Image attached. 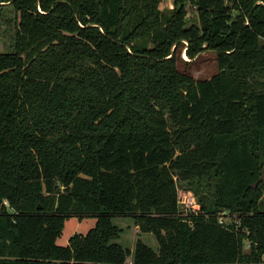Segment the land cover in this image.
<instances>
[{
    "label": "trees",
    "instance_id": "1",
    "mask_svg": "<svg viewBox=\"0 0 264 264\" xmlns=\"http://www.w3.org/2000/svg\"><path fill=\"white\" fill-rule=\"evenodd\" d=\"M172 5L0 0V264H262L264 0ZM183 42L190 59L214 51L218 72H180ZM72 216L95 225L58 245Z\"/></svg>",
    "mask_w": 264,
    "mask_h": 264
},
{
    "label": "rangeland",
    "instance_id": "2",
    "mask_svg": "<svg viewBox=\"0 0 264 264\" xmlns=\"http://www.w3.org/2000/svg\"><path fill=\"white\" fill-rule=\"evenodd\" d=\"M172 0H159V9L161 12L168 14L172 9ZM188 17L190 24L198 25L199 22L197 20V15L194 12L193 8H188ZM7 17H10L6 14ZM5 13L0 17V50L6 49L10 43L12 38V28L11 22H8L5 19ZM264 43V41L261 40ZM186 43L183 44L176 51V67L180 72H186L190 74L195 80H203L209 79L211 76L218 72V64L216 60V53L214 51L206 50L202 53H199L194 58L190 59L186 55ZM174 46L172 47V51H174ZM24 56V55H23ZM264 179V175L262 177ZM178 188V203L181 207V210L185 212V205L193 198L195 205H193V209L195 211L199 210V205L197 203V199L194 194L187 190V186L184 182L179 180L177 177L175 178ZM264 196V195H263ZM192 210V209H191ZM188 210L187 211H191ZM189 212H185L188 214ZM234 218V217H233ZM232 216L228 212L221 213L219 217V221L224 223L225 225L231 222ZM95 217L87 216L78 218L72 216L68 218L65 222V227L62 232V235L57 239V244L64 246L67 244L68 238L75 234H86L91 228L95 225ZM112 222L114 225L118 226L122 232L120 234V238L117 242L125 249H132L134 244L135 235L133 234V225L132 221L128 218H113ZM133 227V228H132ZM141 239L152 249H157V243L154 237L151 234H142L140 235ZM132 240V241H131ZM247 247L245 248V250ZM264 264V256L263 262Z\"/></svg>",
    "mask_w": 264,
    "mask_h": 264
},
{
    "label": "built area",
    "instance_id": "3",
    "mask_svg": "<svg viewBox=\"0 0 264 264\" xmlns=\"http://www.w3.org/2000/svg\"><path fill=\"white\" fill-rule=\"evenodd\" d=\"M193 205H195V203H194V200H193V198L185 205V207L188 209V210H191L190 212L189 211H187V209H185V212H189L190 214H198L199 213V210H197V211H195L194 209H193Z\"/></svg>",
    "mask_w": 264,
    "mask_h": 264
}]
</instances>
